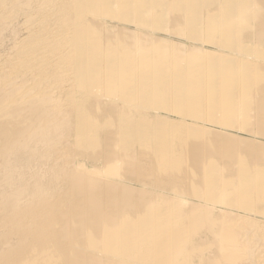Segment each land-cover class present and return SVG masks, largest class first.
<instances>
[{
    "label": "bare ground",
    "instance_id": "bare-ground-1",
    "mask_svg": "<svg viewBox=\"0 0 264 264\" xmlns=\"http://www.w3.org/2000/svg\"><path fill=\"white\" fill-rule=\"evenodd\" d=\"M160 1H147L149 4L144 6H147L149 11ZM173 1L176 5L177 0ZM200 1L202 2L184 0L183 3L188 6L185 4L182 7H187L188 13L190 8H194ZM253 1L257 4L258 0L245 2L254 4ZM126 2L124 6L134 10H129L131 13H128L131 15L130 19L134 20L143 4L137 8L140 5H137L138 0ZM178 2L182 3L181 0ZM209 2L207 4H210ZM237 3V7H242L239 6L242 1L237 0ZM234 4L229 7H235ZM162 5L165 7V3ZM175 5H171L170 9H179L180 4ZM213 5L210 4L209 8ZM124 6L123 0H0V49H4L6 44L10 45L7 52L0 54V170L3 185L7 189L0 200V264H264V226L252 222V219L250 221L248 217L236 219V215L218 212L213 202L220 200L218 197L223 195L220 196L221 193L217 192L219 196L215 194L218 196L216 200L214 195L209 196L212 194L210 190H215L213 187L219 185L216 182L218 173H214L216 180L212 174L215 163L212 158L217 154L234 155L240 148H243L244 153L251 154L255 148L251 145L255 142L251 141L250 145L249 140L247 142L241 139L239 142L238 137L231 139L228 134L224 133L228 137L222 133L219 135L222 131L199 129L202 121L207 123L206 119L211 110H205L210 112H207V117L205 114L206 119L203 117V120L198 118L200 115L198 116L194 109L192 110L194 104H212L213 100V103L217 101L216 104L225 105L224 92H227L226 95L233 89L241 92L235 87L239 86V83L245 85L243 83L246 81L243 79L251 76L248 71L244 73L249 76L242 73L245 78L238 74L247 68L242 65L245 60L241 58L244 61L242 63L241 59H237V55H234L236 59L230 55L232 58L228 62L229 56H225L222 59L228 58L223 60L222 66L221 58L215 59L214 55L208 53L207 56L204 52L205 56L198 49L184 53V49L181 50L184 45L180 46L183 42L176 44L170 43L171 39L165 41V38L159 37L162 39L160 40L156 36L148 37L147 34L139 33L135 29L136 26L134 31H130L124 26L127 24L123 25L121 20L122 14L126 15ZM237 7L233 9L238 11ZM195 8L197 9L196 6ZM245 8L247 9V6ZM262 8L253 7L251 10L257 14ZM182 9L180 6V10ZM233 9L228 11L231 13ZM246 9L241 11L244 10L246 13H243L247 16L251 10ZM222 11L219 13L218 10V14L228 12ZM263 11V14L259 13L261 16L256 15L259 19L252 16L253 19L262 22ZM197 12L193 14L198 15ZM215 14L217 15L216 12ZM252 14L254 15V12ZM197 15L196 21L192 20L195 16L190 21L187 18L190 24L182 19L185 26H193L192 21L199 25ZM231 15L234 16L233 12ZM224 17L218 19L222 18L221 22L225 25ZM227 17L226 21L232 18L228 17L227 20ZM240 17H233V21L246 20L243 18L245 16L241 19ZM214 18H210L211 21H214ZM248 21L250 20H246ZM246 22H242L245 23L244 29L248 27L252 30ZM261 22L260 24H263ZM230 23L228 22V27L233 26L232 21ZM238 23L237 27L242 28L243 24ZM260 24L256 23L258 28ZM210 25L213 23L208 24L209 28ZM219 26L221 27V24ZM231 27L230 29L234 28ZM258 28L256 27V30ZM230 33L229 31L230 38H233L234 33ZM230 38H226L228 42ZM236 39L233 40L237 42H234V45H239L242 38H238L239 42ZM232 42L230 43L233 44ZM223 43L224 41L221 44ZM244 49L241 51L244 52ZM174 51L181 53L175 56ZM221 51L220 53L223 52ZM201 53L205 57H202ZM233 53L239 56L242 52ZM249 55L250 52L245 57L252 56ZM262 56L264 61V55ZM232 59L239 62L237 64H241L242 68L234 65L236 69H232L235 64ZM247 60L246 62H250ZM256 62L254 64L253 61L252 64L253 68H257L253 69L257 74L256 71L261 67L263 69V66ZM252 64L245 63L250 68ZM257 66H261L259 70ZM259 72L258 74H261ZM256 74L254 75L257 76ZM261 76L264 79V74ZM236 92V95L240 94ZM256 93L255 96L261 92ZM229 98L233 100L232 97ZM249 102L250 100L248 104ZM252 103L249 105L252 106ZM236 104L234 103L235 107ZM201 105L199 107L202 108ZM182 106H191L189 112L186 111L191 122L189 124L180 117L173 119L162 113L166 107L173 111L172 108ZM223 106L219 109H223ZM235 107H231L232 111ZM239 109L243 111L241 107ZM237 110L232 114L234 118ZM222 111L224 110L219 113L224 115L225 111ZM212 113L214 115V112ZM222 117L224 121V116ZM258 118L260 121V117ZM253 120L256 124L259 122ZM238 122H241V119ZM220 123L215 124L220 126ZM250 123L252 122L247 126L253 125ZM219 137L221 141L225 139V142H219ZM256 148L259 152L255 153L254 149L256 156L253 157L258 160L254 161L248 156L254 161H250V164L253 163V169L259 168L254 165L257 161L264 164V157L260 159V155H264V144L259 142ZM230 157L232 156H229V161ZM36 159L41 162L40 165L42 162L50 165L47 172L49 174L46 173V178L44 173L43 176L36 174L31 180L24 182L25 176H21L27 171L22 173L21 167L13 165L14 161L25 160L28 167L30 163L39 164ZM19 161L17 163H20ZM43 165L35 166L43 168ZM242 165L240 163V166ZM214 168L217 172L220 167L215 165ZM242 168L241 176L247 175L252 169L245 167L248 171L242 173ZM252 173L250 176L254 175ZM235 175L237 174L233 176ZM246 175L244 176L247 177ZM261 176L264 178V175ZM251 178L252 181H257L255 186L252 184L254 192H264V179L253 176ZM245 185L247 188L246 183ZM232 188L234 189L235 185ZM224 190L227 194L225 199L226 196L231 197L233 192L228 195L226 188ZM236 191L239 192L237 189ZM254 192L252 194L255 196ZM247 196L240 198L245 200ZM249 198L252 200L247 201V205L251 204L254 197ZM224 201L223 199L222 202ZM257 201L259 203L260 200ZM255 202L251 205L258 206ZM234 204L236 206L239 203L234 200ZM240 204L242 205V202ZM251 205L247 206L250 210Z\"/></svg>",
    "mask_w": 264,
    "mask_h": 264
},
{
    "label": "rangeland",
    "instance_id": "rangeland-1",
    "mask_svg": "<svg viewBox=\"0 0 264 264\" xmlns=\"http://www.w3.org/2000/svg\"><path fill=\"white\" fill-rule=\"evenodd\" d=\"M141 1V2H140ZM147 1H151V0H138V2H137V5H139V3H140V5L139 6H137V8H139V7H141V5H142V7H141V9H139V14L138 15H136V17H135V19L134 20H131L130 19V17H131V15L130 14H128V13H131V11H129V10H132V11H134L133 9H129V8H127V6H124L127 2H126V0H123V6H124V10H125V14L126 15H124V14H122L123 16H121V20L123 21V25L124 24H127V26L126 25H124L125 26V28H127L128 30L130 29V31H134L135 29L136 30H138L139 31V33H141V34H143V35H145V34H147V36L148 37H153V38H155L154 36H156V38H158V39H160V38H165V41H166V39H167V41L168 40H170L169 42L170 43H180L181 45L180 46H182V45H184V47L183 48H181V50L182 49H184V50H182L184 53L185 52H188V51H190L191 49H198L200 52H202V53H204V52H206V54H207V56H208V53L211 55V56H215V59H217V58H221V60L223 61V60H226L228 57H226V58H223L222 59V57H225V56H229V59H227L228 60V62H230L231 61V59L230 58H232V56H236L237 55V59H241V58H243V60H245V63L246 64H252L253 63V61H254V64H255V62L258 64V65H261V66H263V69H262V67L261 66H259V67H261V69L259 70V67H258V70L259 71H262V73L261 72H259V71H256L257 72V74L255 73V72H253L254 70L253 69H257V68H253L254 67V64H252L251 65V68H250V66H248V65H245V63H244V61L241 59L240 61L242 62V63H244V64H242V65H244L243 67H245V66H247V70L245 69V70H242V72H240V73H238L239 75H240V77L241 78H245L246 76H249V75H251V76H249V77H246L245 79H243L244 81H246V82H244L243 84H245V85H248V86H245V85H243V86H245V87H243L242 85H241V83H239V86H236L235 88H237V89H240V91L241 92H239V90H234V94H232V91L233 90H231V92H229L228 91V95H226V93L227 92H224V95H223V97H224V102H229L227 105H226V103H225V105H224V103H221V102H219V103H221V104H216V102H214L213 103V101H215V100H213L212 101V104H210L211 102H209V104L207 103V104H202V103H198V104H202L201 106H202V108L201 107H199L197 104H194V107H192V110L194 109L195 111H196V114L199 116L198 118L199 119H201V120H203V117L205 116V114H206V117H207V112H210V111H205V110H207V108H208V110H211V112L208 114V116L211 118L210 120H208L209 119V117H207L208 119H206L205 117V119L207 120V123H206V121H205V123H204V121H202V124H200V128L199 129H201V130H206V129H210V130H215L216 132H219V131H222V132H219L218 134L219 135H221V133H222V135H224V133H225V135H227L228 134V136H231V139L232 138H236V137H238V141L240 142V141H242V140H246L247 142H248V140H249V144L251 145L253 142H255V144H253V146L251 145V147H255V148H253L252 149V151H253V153L251 152V154L249 153V152H245L244 153V151H242V149L240 148V149H237V152H238V154H237V152L235 151L234 152V155L235 154H237V156L236 157H238L237 158V160H236V157H234V155L233 154H231V155H229V156H232V157H230V161H229V156H228V158H227V156L226 155H224V154H222V155H220V154H217V155H215V157H213L212 158V162H215L214 163V167H215V165H216V167H220L219 169H217L216 171L217 172H215V168L213 167V172H212V174H213V176H214V173L215 174H217V175H219V177L217 178V180L215 179V177H216V175L214 176V180H216V182H218V184L217 183H215L216 185H218V186H216V187H213V189H215V190H217L218 188V190L217 191H215V190H210V191H212L211 193V195L209 194V196L211 197V196H215V194H217V192L218 193H221V194H219L220 196H222V197H218L217 195L214 197V200H216V197H218V198H220V200L217 202V201H212L213 202V204H216V206L214 205V207L216 208V210L219 212V211H221L220 213H229V215H231V216H235L236 217V219H239V218H243L244 219V217L245 218H249V220L251 221V219H252V222H256V223H260V224H262L263 226H264V205L262 204V199H263V194H264V192H261V193H256V192H254V188H253V185L252 184H254V183H257V181L255 182V180L253 179V181L251 180L252 178V176H253V178H257V177H259V178H261L262 176L261 175H264V173H262V171L264 170V164H263V162H262V164L261 163H258V161H257V163L259 164H254L255 166H259V168L258 167H255V169L257 168L258 170H255V169H253L254 167H253V163L252 162H254L255 160H258V158L256 159V157H253V156H256V152H259V150H258V148H256V147H258V144H259V142H260V144L262 145V143L264 144V110H262L264 107H260L259 105H261V106H263L264 105V88H263V86H264V81L262 82V80H264V79H262V74H264V61L262 60V58H263V56L262 55H264V51H262L261 49H263L264 50V22H263V19H264V15H262V18L263 19H261V17H260V19L262 20V22L261 23H263V24H260V22L259 21H257L256 19L254 20L253 19V17L255 16L256 17V15L258 16V14L260 13V14H263V13H261V11H263L264 9V2L262 1V0H256L257 2V4H255V2H254V4H250L251 2H252V0H250L251 2L249 3V2H245L246 0H240V2L242 1L243 3H239V4H241V5H239V6H242V7H237L238 6V3H237V0H234L233 1V4L236 2L237 3V5H236V3L234 4L235 5V7H237L236 9H238V11H236V10H234L235 9V7H229V6H233V4H232V0H213L214 2H212V0H211V2H209L210 0H202V2L204 1V3H205V1H206V3L205 4H202V2L201 3H198L199 5L200 4H202V5H195L196 7H197V9L195 8V6H194V8L193 7H191V6H189V7H191L190 9L192 10V12L190 13V11L188 12V13H186V11H187V7L185 8V6H188L186 3V5L183 3L184 2V0L182 1L181 0V2L182 3H179L178 2V0H177V2H176V5H175V3H174V1L173 0H170V3H169V0L167 1V0H161L162 1V3H165V7H163V5H162V3H161V1H160V3L158 2V3H156L154 6L156 7H153L152 9H150L149 11L147 10V6L145 7L144 6V4H149V3H147ZM216 1V2H215ZM226 1H228V3L226 2ZM247 1H249V0H247ZM207 2H209L210 4H212L213 5V3H214V7L213 6H210V8H209V5L210 4H207ZM231 2V3H230ZM238 2H239V0H238ZM262 2V3H261ZM178 3V4H177ZM224 3H226V4H224ZM230 3V5L228 6L227 4H229ZM159 4V5H158ZM168 4L170 5V7H168ZM180 4V5H179ZM244 4H246V5H244ZM247 4H249V5H247ZM260 4H262L261 6H259ZM171 5H175V6H178L179 5V9H178V7H176L177 9L176 10H172V9H170L171 8ZM182 5H185V6H183L182 7ZM207 5H208V7H207ZM223 5V6H222ZM250 5H253V6H250ZM258 7H257V6ZM157 6H159V8L157 7ZM180 6H181V9L183 10H180ZM228 6V7H227ZM245 6H247V9L245 8ZM250 6V7H249ZM172 7H174V6H172ZM188 7V8H189ZM218 7H220V8H218ZM222 7V8H221ZM226 7V8H225ZM254 7V9H255V7H256V9L258 8L259 9V7L260 8H262V10L260 11V10H258V11H260L259 13H255V11L253 10V12H254V15L252 14L253 12H252V8ZM155 8V10H154V12H155V14L157 13V15L158 16H160V17H158L157 15H156V17L154 16L155 14L153 13V9ZM166 8V9H165ZM184 8H185V10H184ZM205 8V9H204ZM208 10H210V11H213V13L212 12H208L207 11V9ZM213 8V9H212ZM248 8L251 10H249L250 12H248L249 13V18H247V16H248V13H247V16L243 13V11L246 9V10H248ZM168 9H170V10H168ZM231 9H233L234 11H232L233 12V14H234V16L233 15H231L232 14V12L230 13L228 10H230L231 11ZM241 9H244V10H242L241 11ZM172 10V11H171ZM181 11L180 13H179V11ZM194 10V11H193ZM198 10H200V12L198 13L197 11ZM214 10H216V11H214ZM218 10H219V13H220V11L221 10H223L222 12H226V11H228V12H226V13H230V14H228V15H230V16H228L226 13H223V15H222V13L221 14H218ZM240 10V11H239ZM129 11V12H128ZM144 11V12H143ZM176 11H178V12H176ZM198 13V15L197 14H193V13H196V12ZM258 11H256V12H258ZM146 12V13H145ZM150 12V13H149ZM174 12V13H173ZM215 12L217 13V15L215 14ZM236 12H239V13H236ZM245 12V11H244ZM264 12V11H263ZM148 13V14H147ZM203 13V14H202ZM246 13V12H245ZM251 13V14H250ZM128 14V15H127ZM153 14V15H152ZM174 14V15H173ZM179 14V15H178ZM209 14H210V16H209ZM224 14H226V17L228 16V17H236V18H238V17H243V16H245V17H243L244 19H246V20H250V21H248V22H246V20H244V21H242V22H246L247 24V26H250L251 28H252V30L251 29H248V27L245 25V28H246V30H248L249 32H247L245 29H244V24L240 21V23L241 24H243V25H241L240 23H238L239 21H237V19H235V22L233 21L234 20V18L232 19L231 18V20L227 17V20L229 19V21H226V17H224ZM236 14V15H235ZM238 14V15H237ZM239 14H240V16H239ZM241 14H243V16L241 15ZM259 14V15H260ZM181 15H182V17H181ZM189 15V17H187ZM192 15V16H191ZM196 15H197V23L199 24V25H197L196 23H195V21H196ZM201 15V16H200ZM203 15V16H202ZM213 15V16H212ZM215 15V16H214ZM250 15H251V17H250ZM148 16V17H147ZM154 16V17H153ZM172 16V17H171ZM175 16V17H174ZM193 16H195L194 17V19H192V17ZM214 18L213 20L214 21H211V19H212V17ZM222 16V18L224 17L225 18V25L221 22V21H223V19L221 18H219L218 19V17H221ZM261 16V15H260ZM150 17V18H149ZM177 17V18H176ZM180 17V18H179ZM184 17H185V19H184ZM241 17H240V19H241ZM254 17V18H255ZM138 18V19H137ZM149 18V19H148ZM175 18V19H174ZM179 18V19H178ZM189 19V21H190V19H192V20H195L194 22L192 21L191 23H192V25L193 26H189L188 24H190L189 23V21H188V19ZM206 18V19H205ZM211 18V19H210ZM242 18V19H243ZM253 19V20H251V19ZM256 18H258L259 19V17H256ZM151 19V20H150ZM153 19H155V21H152ZM186 21V23H188V24H186V26H185V22L183 21ZM187 19V20H186ZM202 19V20H201ZM169 20H170V23H169ZM199 20H201V21H199ZM204 20V21H203ZM206 20H207V22H206ZM210 20V21H209ZM136 21V22H135ZM145 21V22H144ZM199 21V22H198ZM217 21H220L219 23L221 24V27L219 26L220 24L219 23H217ZM232 21V24H233V26H234V28L235 27H237V23H238V25H241L242 26V28L240 27H237V28H239V29H241V31L238 29L237 30V28L236 29H234L233 28V26L231 27V25L228 27L227 25H228V22L230 23ZM257 21V22H256ZM138 22V23H137ZM202 22V23H201ZM208 22H212L213 23V25L211 26L210 25V27L212 28H209L208 27V24H210V23H208ZM255 22V23H254ZM193 23H195V24H193ZM208 23V24H207ZM249 23H251L252 24V26L253 27H255L254 29H253V27L251 26V24H249ZM256 23H257V25L258 24H260V27L258 28V26L256 25ZM184 24V25H183ZM203 24V25H202ZM231 24V23H230ZM137 25H138V27H137ZM224 25V26H223ZM236 25V26H235ZM136 26V27H135ZM146 26H147V29H146ZM129 27V28H128ZM130 27H132V28H130ZM134 27H135V29H134ZM145 27V28H144ZM153 27V28H152ZM155 27V28H154ZM159 27H160V29H159ZM188 27H190V28H188ZM206 27H208V28H206ZM223 27H225L224 29H223ZM227 27V28H226ZM230 27L231 28H233V29H230ZM256 27L258 28V30H256ZM196 28V29H195ZM213 28H215V30H216V28H217V30L215 31ZM262 28V29H261ZM141 29V30H140ZM145 29V31L143 32V30ZM155 29V30H154ZM193 29V30H192ZM242 29H244V32H242L243 30ZM226 31V32H223V31ZM252 32H251V31ZM261 30V31H260ZM149 31V32H148ZM190 31V32H189ZM229 31L231 32V33H234V34H232L233 36V38H230V36L231 35H229ZM254 31H256V32H254ZM151 32V33H150ZM228 32V33H227ZM258 32H260V33H258ZM150 33V34H149ZM197 33V34H196ZM224 33H225V35H224ZM230 33V34H231ZM236 33H238L236 36H234ZM190 34V35H189ZM193 34V35H192ZM196 34V35H195ZM222 34V35H221ZM239 34H241V36L239 35ZM23 35V32H21V36ZM193 37H192V36ZM197 35H199V36H197ZM244 35V36H243ZM189 36H191L190 38L192 39H189ZM225 36H227L226 38L228 39V38H230V41L228 42V40L226 39V38H224ZM229 36V37H228ZM246 36V37H245ZM263 38H262V37ZM160 37V38H159ZM196 37H198V38H196ZM240 37V39H241V43L239 42V40L240 39H238V38ZM193 38H195L194 40H193ZM238 40H237V39ZM237 40L238 42H239V45L238 44H236V45H234L235 43H237V42H235V41H233V40ZM157 40V39H156ZM160 40H162V39H160ZM173 40H174V42H173ZM226 40V41H225ZM224 41V43L223 44H221L222 42ZM233 41V42H232ZM195 42V43H194ZM230 42H232L233 44H231ZM235 42V43H234ZM225 43H230V44H228V45H225ZM246 43V44H245ZM247 43H249V45L247 44ZM7 46L6 47H4V49H0V54H3V53H5V52H7V50L10 48V45L8 46V44H6ZM216 45H220V46H217V47H219V48H217L216 47ZM225 45V46H224ZM231 45V46H230ZM238 45V46H237ZM241 45V46H240ZM260 45H262V46H260ZM195 46V47H194ZM243 46V47H242ZM244 46H246V47H244ZM256 46H257V48H258V50H257V48H256ZM192 47V48H191ZM194 47V48H193ZM198 47V48H197ZM221 47V48H220ZM222 47H224V48H222ZM234 47H236L235 49H234V51L235 52H238V53H241V54H239V56H238V54H236V53H233L234 51L232 50V48ZM237 47L238 48H241V49H244V52L243 51H241V49H237ZM251 47V48H250ZM256 48V49H253L252 50V48ZM262 47V48H261ZM217 48V49H216ZM229 48H231V49H229ZM189 49V50H188ZM219 49H221V50H219ZM224 49V50H223ZM247 49V50H246ZM217 50V51H216ZM228 50V51H227ZM238 50H240L241 52H239ZM257 50V51H256ZM261 50V51H260ZM2 51V52H1ZM213 51V52H212ZM220 51L222 52V53H220ZM232 53H231V52ZM250 52V55H252V56H250V57H254V58H248V57H245V56H248V54H249V52ZM175 52V51H174ZM211 52L213 53V54H211ZM228 52V53H227ZM255 52V53H254ZM262 52V53H261ZM176 53V55L175 56H178L179 55V53H181V52H178V51H176L175 52ZM177 53H178V55H177ZM201 53V54H202ZM231 53V54H230ZM248 53V54H247ZM252 53V54H251ZM256 53H258L259 55L257 56V54ZM174 54V53H173ZM219 54H220V57H218L219 56ZM221 54H222V56H221ZM204 55H205V53H204ZM216 55H217V57H216ZM224 55V56H223ZM230 55H232V56H230ZM242 55V56H241ZM206 56V55H205ZM205 56H203V54H202V57H205ZM235 56H234V58H235ZM261 56V57H260ZM211 58H213L214 59V57H211ZM235 58V59H236ZM256 58V59H255ZM235 59H232V62L234 61V63L235 64H233V63H231V64H233V67H231L232 69L236 66V67H239V68H242V67H240V66H242L241 64L238 66V64L237 63H239V62H236V60ZM247 59H249L250 60V62H246V60ZM219 60V59H218ZM217 60V61H218ZM221 60H219V63H221ZM252 60V61H251ZM258 60H260V62L258 61ZM238 61V60H237ZM248 61V60H247ZM261 61H263V62H261ZM240 62V63H241ZM227 64H230V63H227ZM237 64V65H236ZM256 64V65H257ZM221 65L223 66L224 65V61H223V63H221ZM235 65V66H234ZM219 66H220V64H219ZM221 66V67H222ZM230 66V65H229ZM232 66V65H231ZM256 67V66H255ZM234 69H236V68H234ZM246 71V73H247V71H248V73H249V75L248 74H245L244 72ZM237 72H238V70H237ZM258 72L259 73H261V74H258ZM242 73H244L246 76H244V74L242 75ZM253 73V74H252ZM254 74H256L257 76H259V77H257V76H255ZM242 75V76H241ZM253 75L255 76V78L253 77ZM239 77V78H240ZM260 77H261V79H260ZM241 78L239 79V80H241ZM251 78H254V80H252ZM258 78V79H257ZM263 78H264V76H263ZM226 79V78H225ZM248 79V80H247ZM251 79V80H250ZM256 80V81H255ZM248 81H250L249 83H248ZM255 83H253V82ZM262 82V83H261ZM248 83V84H247ZM250 83H253V84H250ZM262 84V85H261ZM256 85H257V87H256ZM240 86H242L243 87V89H241L240 88ZM256 87L255 89H254V87ZM261 86H262V90L263 91H261ZM252 89V90H251ZM257 89V90H256ZM256 90V91H255ZM236 91H238V93H240V94H238V95H236L237 94V92ZM250 92H252V93H250ZM259 93V92H261L260 93V95L259 94H257V93ZM242 93V94H241ZM247 93H249V94H247ZM255 93L257 94L256 96H255ZM232 94V95H231ZM247 94V96L249 97V99H248V97L247 96H245ZM251 94V95H250ZM253 94V95H252ZM235 95H236V97H235ZM239 95H241V96H239ZM242 95H243V97H244V99H242L243 97H242ZM259 95V96H258ZM262 95V96H261ZM227 96H228V98H227ZM238 96V97H237ZM251 96V97H250ZM252 96L254 97V98H252ZM229 97H232L233 98V100L231 99V98H229ZM248 99L247 101L245 100V99ZM256 98H257V101H256ZM227 99H228V101H227ZM231 99V100H230ZM237 99V100H236ZM260 99H262L263 100V102H262V100H260ZM250 100V102H249V104H251L252 102V106L251 105H249L248 104V101ZM259 100V101H258ZM257 103H256V102ZM234 102L235 104H236V106L237 107H235V105H234V103L232 104V103ZM246 102V103H245ZM230 103H231V105H230ZM255 103H256V105L258 104V103H260V104H258V106H256L255 105ZM261 103H263V105L261 104ZM198 106V107H196V106ZM208 105V106H207ZM216 105H217V107H216ZM224 105L226 108H227V110H225L226 108L224 107L223 109H219V108H222V106ZM244 107H243V106ZM235 107L234 108V111H232V109H231V107ZM256 106V107H255ZM170 107H172V106H170ZM191 107V106H190ZM190 107H183L182 106V108H181V110H180V108H172V109H174L173 111L172 110H168V109H171V108H169V107H166V109L165 110H163V115L164 116H171L170 118H173V119H176L177 117H180V119L182 118L183 120H185L186 121V123L187 124H189V123H191L190 122V120H189V118H187V112L186 111H188L189 112V108ZM210 107V108H209ZM215 107V108H214ZM239 107H241L242 109L241 110H243V111H240V109H239ZM252 107V108H251ZM168 108V109H167ZM188 108V110H186ZM195 108H201V109H198V111L195 109ZM213 110H212V109ZM231 110H230V109ZM257 108L259 109L260 108V110H257ZM179 109V110H178ZM191 109V108H190ZM217 109V110H216ZM237 109H239V112H238V110ZM191 110V111H192ZM203 110V112L205 111V113H203V112H201ZM219 110V111H218ZM221 110H224V111H222V112H224L225 114L224 115H222V113L220 114L219 112L221 111ZM235 110H237V112L235 113V114H237V115H235V118H237V119H235L234 118V116L232 115V114H234V112H235ZM259 111V112H257V111ZM170 111V112H169ZM200 111V112H199ZM167 112V113H166ZM212 112H214V115H212L213 113ZM241 112V113H240ZM253 112H255V113H253ZM186 115H185V114ZM199 113V114H198ZM217 113V114H216ZM240 114V115H239ZM250 114H251V117H249L250 116ZM180 115V116H179ZM216 115V116H215ZM224 116V121L222 120V116ZM230 115V117H227V116H229ZM255 115H257V117H260V121L262 122H260L259 121V118L257 119V117H255ZM221 116V117H220ZM240 117L239 119H238V117ZM213 117V118H212ZM185 118H187V119H185ZM221 120H220V119ZM251 118H253V119H256V120H258L259 122L256 124V123H254V120L253 119H251ZM261 118H263L262 120H261ZM213 119V120H212ZM232 119H235V121L234 120H232ZM240 119H241V122H238V121H240ZM248 119H250V120H248ZM215 120V121H214ZM253 120V121H252ZM255 120V122H257ZM220 121H222V123H220ZM214 122V123H213ZM224 122V123H223ZM234 122V123H233ZM248 122V123H247ZM249 122H252L253 123V125H249V126H247L248 124H249ZM218 123H220V126L218 125H216V124ZM231 123V124H230ZM240 123V125H238ZM252 123H250V124H252ZM258 125L257 126V131L259 132L260 130V132H261V134H259V133H257V131H256V125ZM260 124H262L261 126H260ZM204 126V127H203ZM241 126V127H240ZM260 126V127H259ZM227 127H229V128H227ZM240 127V128H239ZM243 127V128H242ZM206 128V129H205ZM227 128V129H226ZM224 131V132H223ZM228 132V133H227ZM263 132V133H262ZM231 134V135H230ZM224 135V136H225ZM228 136H225V137H228ZM222 137V136H221ZM221 137H219V142H223V141H221ZM242 137V138H241ZM222 138H224V137H222ZM250 138V139H249ZM228 138H226V140H227ZM240 139V140H239ZM242 139V140H241ZM252 139V140H251ZM233 141H236V140H234L233 139ZM237 141V142H238ZM251 141H252V143H251ZM225 142V141H224ZM246 142V143H247ZM248 143H247V145H248ZM258 143V144H257ZM254 149H255V153H254ZM235 150V149H234ZM239 150L241 151V152H239ZM242 152H243V154H242ZM255 154V155H254ZM243 155H246V156H243ZM250 155V156H249ZM222 156H225V158H227V159H225L224 157L222 158ZM242 156V157H241ZM248 156H249V158L250 159H254V161H252V160H250L249 158H248ZM234 157V159H231V158H233ZM240 157V158H239ZM247 157V159L245 160V158ZM264 157V155H260V159L261 158H263ZM259 159V161L261 162V160ZM232 160H234V161H232ZM237 162H236V161ZM248 160V161H247ZM19 161V160H18ZM17 160H15L13 163V165L14 166H16L17 168H20V170H21V172L23 171V172H25V171H27V172H25L24 174H22L23 176H21V177H24V182H27V181H29V180H31L32 179V177L34 176V175H36V174H38V175H41V176H43L44 174L46 175V173L47 172H49V164H47V163H44V162H42V165H43V163H44V165L46 166V167H44V165H43V168H41L42 167V165H40L41 164V162H38L39 160H37L36 159V161L39 163V164H37L36 162H34V160H33V165H32V163H30L29 164V166H31V167H27V165H28V163L25 161V160H23V162H26V163H23L22 162V160L21 161H19L20 163H17L18 162ZM216 161H218L217 163H216ZM245 161V162H244ZM250 161H252L251 162V164H250ZM262 161H264V159L262 160ZM230 162V163H229ZM232 162V163H231ZM248 162H249V164H248ZM240 163H241V165L243 166V168H242V166H240ZM15 164H17V165H15ZM25 164H26V166H25ZM21 165H23V166H21ZM35 165H38V166H41V167H37V166H35ZM218 165V166H217ZM220 165V166H219ZM237 165H239V166H237ZM246 165H250V166H246ZM251 165H252V167H251ZM19 166V167H18ZM47 166H48V168H47ZM263 166V167H262ZM227 169V170H229V172L225 169V168ZM240 167V168H239ZM245 167L248 169H251L250 170V172L247 170V169H245ZM262 167V168H261ZM24 168H26V170L24 169ZM29 168V169H28ZM31 168V169H30ZM47 168V169H46ZM239 168V170H237ZM241 168L244 170L242 173H246L247 171V175L246 174H242V176H244V175H246L247 177H242L241 176ZM260 168H261V173H260ZM42 169H44V171L46 170V172H44ZM48 170V171H47ZM219 170V171H218ZM223 170V171H222ZM245 170H247V171H245ZM253 170V171H252ZM254 170L256 171V172H254ZM1 171V170H0ZM239 173H238V172ZM257 171L259 172L258 174H257ZM22 172V173H23ZM223 172V173H222ZM225 172V173H224ZM232 172L234 173V174H237V175H235V176H233L232 175ZM251 172H253L252 174H254V175H252V176H250L251 175ZM264 172V171H263ZM1 173H2V171L0 172V183L2 184H0V200H1V197L4 195V191H5V193H6V191H7V189L5 188V186L3 185L4 183H3V180H2V176H1ZM44 173V174H43ZM26 174V175H25ZM47 174H49V173H47ZM223 174V175H222ZM231 174V175H230ZM239 174V175H238ZM249 174V175H248ZM257 174V175H256ZM260 174V175H259ZM44 175V177L46 178L47 177V175L45 176ZM259 175V176H258ZM239 176V177H238ZM240 176H241V178H240ZM254 176H256V177H254ZM220 177H222V178H220ZM238 177V178H237ZM248 177H249V180H251V181H249L248 180ZM223 181L224 180V182H222V181H220V179ZM230 180H229V179ZM245 178H247V179H245ZM227 179V180H226ZM238 179H239V181H238ZM241 179V180H240ZM261 179H264L263 177L261 178ZM260 179V180H261ZM1 180H2V182H1ZM220 181V182H219ZM258 181H259V179H258ZM264 180H262V182H263ZM239 183V184H238ZM245 183L247 184V188H245L246 187V185H245ZM251 183V184H250ZM239 186V189L237 188L238 186ZM249 184V185H248ZM222 185V186H221ZM230 185L232 186V187H234V185H235V188L233 189L232 187H230ZM242 185V186H241ZM244 185V186H243ZM3 186V187H2ZM226 186V187H225ZM251 188H250V187ZM254 186H255V184H254ZM224 188H226V190H227V188H229L228 190H227V192H228V195H231L230 193H232V195H231V197H233V198H231L230 196H226V199H225V194H226V192H225V190L223 191V189ZM242 187V188H241ZM244 187V188H243ZM3 188V189H2ZM217 188V189H216ZM230 188H232L231 189V191H230ZM4 189H6V190H4ZM236 189L239 191V192H237L236 191ZM242 189V190H241ZM247 191H246V190ZM253 190V192H254V194H255V196L252 194L253 192H252V190ZM245 190V191H244ZM251 190V191H250ZM220 191V192H219ZM230 191V192H229ZM224 194H223V193ZM244 192V193H243ZM250 192H252V193H250ZM238 193V194H237ZM239 193H241V194H239ZM243 193V194H242ZM249 194V196H247L248 194ZM2 194V195H1ZM257 194H259V196L257 195ZM227 195V194H226ZM237 195H239V196H237ZM251 195V196H250ZM245 196H247L248 198L249 197H254L253 198V201L252 202H255V198L258 196V199L260 200L259 201V203H258V199L256 198V202L255 203H258L257 205L258 206H255L256 204H254V205H251L252 204V202H251V204L249 203L248 205L246 204V202L247 201H251L252 199H250L249 198V200H248V198H246L245 200H243L244 199V197ZM260 196H262V199H260ZM240 197H242V198H240ZM228 198H229V200H228ZM225 200L224 201V203L222 202V200ZM239 199H240V201L242 202V205L240 204L241 202L239 201ZM231 200V201H230ZM234 200L235 201H237V203H239L241 206H239V204H237L236 206H235V204H234ZM228 201H230V203L228 202ZM233 201V202H232ZM239 201V202H238ZM243 201H244V203H243ZM217 202V203H216ZM261 202V203H260ZM220 203V204H219ZM232 203V204H231ZM263 203H264V199H263ZM229 204H230V206H229ZM231 205H233V206H231ZM252 206V208L254 207H257V208H255V209H252L251 208V210H250V208L248 207L247 208V206ZM242 207V208H241ZM247 209H249V210H247ZM236 208V209H235ZM238 208H241V209H238ZM257 209V210H256ZM240 210V211H239ZM247 210V211H246ZM224 211V212H223ZM251 212V213H250ZM257 212V213H256ZM257 214V215H256ZM241 216V217H240ZM243 216V217H242ZM238 217V218H237ZM255 217V218H254ZM247 218V219H248Z\"/></svg>",
    "mask_w": 264,
    "mask_h": 264
}]
</instances>
